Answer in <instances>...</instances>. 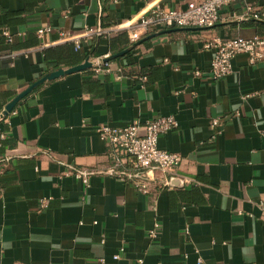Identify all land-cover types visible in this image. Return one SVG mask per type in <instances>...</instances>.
I'll use <instances>...</instances> for the list:
<instances>
[{"label": "crops", "instance_id": "obj_1", "mask_svg": "<svg viewBox=\"0 0 264 264\" xmlns=\"http://www.w3.org/2000/svg\"><path fill=\"white\" fill-rule=\"evenodd\" d=\"M201 1L0 0V264H264V62L241 53L231 74L211 73L217 41L264 38V19L247 13H264V0L234 1L212 28L138 27L157 5L188 10ZM76 38L93 66L45 81L3 115L45 74L72 67L45 50ZM125 50L110 72H95ZM167 115L178 126L159 146L181 155L174 180L186 178L182 187L164 186L157 171L143 192L108 173L98 126ZM74 169L91 172L88 185Z\"/></svg>", "mask_w": 264, "mask_h": 264}, {"label": "built area", "instance_id": "obj_2", "mask_svg": "<svg viewBox=\"0 0 264 264\" xmlns=\"http://www.w3.org/2000/svg\"><path fill=\"white\" fill-rule=\"evenodd\" d=\"M234 1L236 0H202L188 10L166 9L161 5H157L148 14L140 18L138 27L144 31H150L154 28L165 30L174 28H212L220 20L221 9ZM247 13L252 14L251 16L256 20L264 19V13L254 12L251 6L247 8ZM51 29L50 26L40 28L36 34L40 39H43L45 33L51 31ZM1 31L8 42L13 40V35L8 28H2ZM136 37L133 36L132 40H136ZM74 43L76 49L82 47L79 38L74 39ZM215 47L216 52L211 63L212 78L215 80L225 78L232 73V61L238 54H248L251 64L264 62L263 37L219 40L216 42ZM94 70L97 73L111 71L109 62L95 63ZM196 73L200 74V72ZM117 78H120V76ZM212 122L216 127L221 125V120L218 118H215ZM177 126L178 121L174 115L160 116L143 123L134 121L121 127L109 124L98 126V134L108 145V157L111 161L108 173L133 181L140 190L149 192L151 178L155 172L159 171L166 174L163 181L164 186L176 187L173 179L179 178L176 170L181 165L182 157L176 152L161 148L159 139L161 135L175 129ZM3 172L4 168L0 162V177ZM69 173L82 178L84 183L88 185L91 172L74 169ZM181 182L185 183L186 178L181 179ZM1 194L2 189L0 187V196ZM40 204L43 208L47 207L49 198H43ZM159 228L160 223L156 222L154 228L150 231L152 238L158 235ZM104 241L105 238H103ZM113 258L118 260L121 258V254H114ZM101 261L103 262L105 259L103 258ZM139 261L142 262V260ZM199 262H202L201 257H199Z\"/></svg>", "mask_w": 264, "mask_h": 264}, {"label": "water", "instance_id": "obj_3", "mask_svg": "<svg viewBox=\"0 0 264 264\" xmlns=\"http://www.w3.org/2000/svg\"><path fill=\"white\" fill-rule=\"evenodd\" d=\"M186 29H200V28H174V29L164 30V32H171V31H175V30H186ZM158 33H160V32H158ZM158 33L150 34V35L146 36L144 38V40L145 39H148L150 37L156 36ZM139 43H140V41L137 42V43H135V44H133L129 49L133 48L136 44H139ZM128 50H125V51L120 52L118 54L109 55L108 57H105L102 60V62H109L112 59H114L115 57L120 56V55H123ZM92 66H93V62L90 61L89 59H87V60H85V62H83L81 64H78L76 66H72V67H69L67 69L58 68L56 70H53L52 72H49V73L45 74L42 78H40L39 80H37L36 82H34L30 87H28L25 91H23L18 96H16L15 99H13L6 106V108L3 111V115H7L9 112H11L12 109L18 104V102L22 98H24L27 94H29L32 90H34L37 86H39L40 84L44 83L45 81L53 80V79L59 78V77L65 75V74H69V73H72V72L83 71V70H86L88 68H91ZM178 181H180V182L176 183L175 180L173 179V183L175 184L176 187H182L181 180H178Z\"/></svg>", "mask_w": 264, "mask_h": 264}, {"label": "trees", "instance_id": "obj_4", "mask_svg": "<svg viewBox=\"0 0 264 264\" xmlns=\"http://www.w3.org/2000/svg\"><path fill=\"white\" fill-rule=\"evenodd\" d=\"M255 20V19H254ZM129 44L128 40L125 42L127 46ZM82 48V47H81ZM80 49H76L74 42H67L65 47L57 50L48 48L45 50V58L49 60L56 59L58 65L61 63L67 66H75L81 64L86 58H88L92 52L82 53Z\"/></svg>", "mask_w": 264, "mask_h": 264}]
</instances>
